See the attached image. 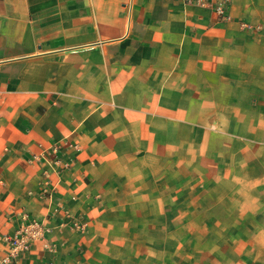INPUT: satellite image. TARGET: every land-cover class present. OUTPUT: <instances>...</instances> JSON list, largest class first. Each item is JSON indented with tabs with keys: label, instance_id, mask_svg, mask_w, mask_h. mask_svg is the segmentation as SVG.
Instances as JSON below:
<instances>
[{
	"label": "crops",
	"instance_id": "0c3cea01",
	"mask_svg": "<svg viewBox=\"0 0 264 264\" xmlns=\"http://www.w3.org/2000/svg\"><path fill=\"white\" fill-rule=\"evenodd\" d=\"M199 166L264 185V0H0V264H149Z\"/></svg>",
	"mask_w": 264,
	"mask_h": 264
},
{
	"label": "rangeland",
	"instance_id": "374dc122",
	"mask_svg": "<svg viewBox=\"0 0 264 264\" xmlns=\"http://www.w3.org/2000/svg\"><path fill=\"white\" fill-rule=\"evenodd\" d=\"M216 160L208 166L215 174ZM174 174L163 186L171 215L145 236L151 250L141 251V263L264 264V185H224L231 169L220 180L205 177L201 166Z\"/></svg>",
	"mask_w": 264,
	"mask_h": 264
},
{
	"label": "built area",
	"instance_id": "2783aa9c",
	"mask_svg": "<svg viewBox=\"0 0 264 264\" xmlns=\"http://www.w3.org/2000/svg\"><path fill=\"white\" fill-rule=\"evenodd\" d=\"M217 11L220 15H225V7L220 4L217 6ZM70 141L66 139H59L52 142L47 148H45L36 157H44L45 162L48 163L49 167L59 174V169L56 168L58 160L47 156V154L58 155L65 147L72 146ZM39 226L37 221H33L29 224H24L20 229H18L13 236H6V240L12 245V251L14 255L18 253L19 250H27L30 247L29 240L35 237V228Z\"/></svg>",
	"mask_w": 264,
	"mask_h": 264
}]
</instances>
